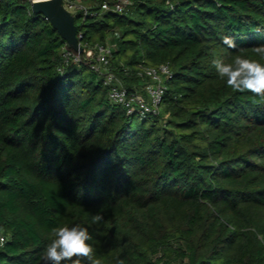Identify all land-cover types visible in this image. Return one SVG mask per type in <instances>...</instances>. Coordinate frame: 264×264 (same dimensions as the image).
I'll list each match as a JSON object with an SVG mask.
<instances>
[{"label": "trees", "instance_id": "trees-1", "mask_svg": "<svg viewBox=\"0 0 264 264\" xmlns=\"http://www.w3.org/2000/svg\"><path fill=\"white\" fill-rule=\"evenodd\" d=\"M105 1L76 0L99 10L75 11L77 33L112 45L129 91L145 95L144 68L169 63L157 112L127 114L84 53L64 59L32 0H0V264H43L54 229L75 222L101 264H264V96L211 64L213 49L264 62V0Z\"/></svg>", "mask_w": 264, "mask_h": 264}, {"label": "clouds", "instance_id": "clouds-1", "mask_svg": "<svg viewBox=\"0 0 264 264\" xmlns=\"http://www.w3.org/2000/svg\"><path fill=\"white\" fill-rule=\"evenodd\" d=\"M221 43L227 48L237 47V41L231 35H222ZM256 52L264 53V47H257ZM211 64L233 89L250 90L264 96V62L260 59L236 56L229 60L213 49ZM102 219V215L97 213L91 217V222L98 224ZM54 233L43 253V264H101V260L96 258V248L92 243L94 236L88 224L65 223L57 226Z\"/></svg>", "mask_w": 264, "mask_h": 264}, {"label": "built area", "instance_id": "built-area-1", "mask_svg": "<svg viewBox=\"0 0 264 264\" xmlns=\"http://www.w3.org/2000/svg\"><path fill=\"white\" fill-rule=\"evenodd\" d=\"M63 3L72 13H75L77 9L81 10L83 18L87 15L96 16L99 13V10L78 4L76 0H63ZM129 3L130 0H116L113 3L105 1L101 4L100 10L122 11ZM77 36L80 45L84 46L85 50L79 52L64 45L62 54L66 61L78 63L81 60V54L84 53L89 58L90 67L103 74L104 82L109 86L108 95L111 100L124 105L127 114L138 113L140 116H145L147 113L158 111L166 91L165 82L172 75L169 63L163 62L144 68V74L148 77V81L144 85L145 95L137 90L129 91L108 68L112 45L110 43H96L92 46L88 42H82L84 36L82 31L78 32ZM4 241L5 237L0 235V244ZM174 264H186V262L178 261Z\"/></svg>", "mask_w": 264, "mask_h": 264}, {"label": "water", "instance_id": "water-1", "mask_svg": "<svg viewBox=\"0 0 264 264\" xmlns=\"http://www.w3.org/2000/svg\"><path fill=\"white\" fill-rule=\"evenodd\" d=\"M31 8L43 14L71 48L79 52L85 50L79 43L75 15L65 7L63 0H32Z\"/></svg>", "mask_w": 264, "mask_h": 264}]
</instances>
